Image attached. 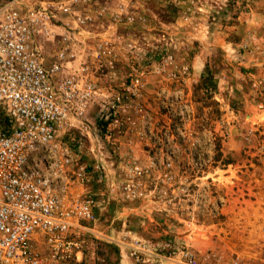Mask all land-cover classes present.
<instances>
[{
    "label": "built area",
    "instance_id": "2783aa9c",
    "mask_svg": "<svg viewBox=\"0 0 264 264\" xmlns=\"http://www.w3.org/2000/svg\"><path fill=\"white\" fill-rule=\"evenodd\" d=\"M149 1L0 4V264H90L84 243L86 233H97L92 184L106 180L109 160L134 161L138 139L152 142L145 102L151 87L173 98L171 110L178 103L181 112H193L184 97L200 79L190 61L170 52L159 60L140 56L135 31L149 22ZM183 2L172 0L179 8ZM127 66L132 71L123 73ZM172 128L166 151L149 156L166 169L182 157L176 146L188 136L186 122ZM72 130L80 134L77 145L63 139ZM86 144L94 164L83 159ZM126 174L129 199L143 197L140 179L150 168L134 162ZM128 233L104 235L125 251L126 264H245L239 254L229 260L224 251L201 255L187 245L165 253Z\"/></svg>",
    "mask_w": 264,
    "mask_h": 264
},
{
    "label": "rangeland",
    "instance_id": "374dc122",
    "mask_svg": "<svg viewBox=\"0 0 264 264\" xmlns=\"http://www.w3.org/2000/svg\"><path fill=\"white\" fill-rule=\"evenodd\" d=\"M168 1H149V22L135 31L140 56L159 60L170 52L191 63L200 52L207 58L199 83L184 97L193 112H181L178 103L171 110L173 98L151 87L145 102L152 142L138 139L134 161L109 160L106 180L92 184L97 233L85 234L87 260L126 264L125 251L104 235L120 239L130 232L165 253L187 245L201 255L239 238L237 249L254 256L241 255L243 262L264 264V0H183L182 8ZM127 67L123 73L132 71ZM203 75L214 79L212 93L199 88ZM176 122L187 123V142L176 146L182 157L166 169L164 160L149 156L166 151V133L177 130ZM83 147L84 161L94 164L89 145ZM134 162L151 176L140 179L144 196L131 200L123 188Z\"/></svg>",
    "mask_w": 264,
    "mask_h": 264
},
{
    "label": "crops",
    "instance_id": "0c3cea01",
    "mask_svg": "<svg viewBox=\"0 0 264 264\" xmlns=\"http://www.w3.org/2000/svg\"><path fill=\"white\" fill-rule=\"evenodd\" d=\"M206 61H207V58H204L202 56V53H200V52H197L196 55H195V57H193L191 63H193L192 65L194 66V74H195L196 77H198V78L200 77V74L199 73H201L202 70L204 69L203 67H204ZM238 239H234L233 242H230L231 244L230 243L227 244V245L224 244L225 245L224 247H223V244H221V243L220 244L219 243L218 244L215 243L214 246H213V248L217 247L218 250H219V252H221V251H224V252L226 251L227 252L228 251L227 253L229 255V257H228L229 260L231 259V256H233L234 254L243 255V257L245 259L251 260L250 258L254 257L252 251L247 250L246 247L243 248V249H241V250H238L237 249L238 245L239 246H242L243 245V244L241 245V243H238L237 242ZM244 239H247V238L245 237ZM244 239H243V241H244ZM216 241L219 242V239L216 240ZM245 246H247V245L245 244ZM223 264H228V262L223 263Z\"/></svg>",
    "mask_w": 264,
    "mask_h": 264
},
{
    "label": "trees",
    "instance_id": "16d2710c",
    "mask_svg": "<svg viewBox=\"0 0 264 264\" xmlns=\"http://www.w3.org/2000/svg\"><path fill=\"white\" fill-rule=\"evenodd\" d=\"M201 82L203 83L200 84L199 88L204 90L205 93H209L211 88H216V84L212 77L203 75V80H201ZM2 123H3V127L7 128L8 120L4 116L2 118ZM63 139L68 143H70L71 145H77L80 139V134L76 130L67 131L64 134Z\"/></svg>",
    "mask_w": 264,
    "mask_h": 264
}]
</instances>
